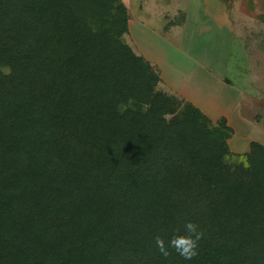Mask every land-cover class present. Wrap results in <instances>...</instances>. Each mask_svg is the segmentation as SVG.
Returning <instances> with one entry per match:
<instances>
[{"label": "trees", "instance_id": "obj_1", "mask_svg": "<svg viewBox=\"0 0 264 264\" xmlns=\"http://www.w3.org/2000/svg\"><path fill=\"white\" fill-rule=\"evenodd\" d=\"M121 0H0V264H264V146L176 99ZM8 69V72L5 70ZM200 226L197 255L166 241Z\"/></svg>", "mask_w": 264, "mask_h": 264}, {"label": "rangeland", "instance_id": "obj_2", "mask_svg": "<svg viewBox=\"0 0 264 264\" xmlns=\"http://www.w3.org/2000/svg\"><path fill=\"white\" fill-rule=\"evenodd\" d=\"M121 2L128 13L129 32L122 39V48L114 54L115 60L120 61L132 51L152 66L160 80L156 93L176 99L166 119L178 128H185L190 121L188 106L201 110L214 126L227 118L219 113L231 114L240 143L231 142L235 134L227 143L236 160L245 161L252 143H259L252 140L264 139V128L259 132L249 120L264 127V95L249 98L243 110L248 119L244 121L238 112L239 100L221 84V77L231 74L244 88L249 81L264 80V0ZM217 32L228 41L218 39ZM224 81L233 83L229 78ZM192 98L205 105L211 115Z\"/></svg>", "mask_w": 264, "mask_h": 264}, {"label": "crops", "instance_id": "obj_3", "mask_svg": "<svg viewBox=\"0 0 264 264\" xmlns=\"http://www.w3.org/2000/svg\"><path fill=\"white\" fill-rule=\"evenodd\" d=\"M193 13V12H192ZM192 19V18H191ZM189 20V19H188ZM186 25V24H185ZM221 33V34H219ZM225 38L227 39V37H224L222 36V32H217V38ZM228 41V39H227ZM263 58H264V54L261 55ZM264 76V75H263ZM225 78H229L233 81L232 85L230 84H227L224 79ZM264 79V78H262ZM260 81H262V83H260ZM250 83L248 85H246V88L244 87H241V85L239 84V81H237L235 78H232L231 77V74H230V77L225 73L222 77H221V84L227 86L229 89L228 90H232L237 99L239 100V116L241 119H243L244 121H246V119H248V117H246V115L243 114V110L248 107V102H249V98L253 99V96L254 98L256 97H259L261 94L264 95V80H257V81H249ZM193 99V98H192ZM248 99V100H247ZM193 102L198 104V106H200L202 109L205 110V112L209 115H211L210 111L208 110V108L199 103L197 100L193 99ZM246 102V103H245ZM222 113H225V116L227 117L226 119L228 120V124L229 126L234 130V138L231 139V142H235V143H238V141L240 140V138H238L239 134H238V131L236 130L235 126L233 125V123L231 122V114L223 111L219 114H222ZM215 116V115H213ZM251 122V124H254V127L257 128L259 130V132H263V130H261L262 127L261 124L257 123L256 121L254 120H251L249 119ZM250 140V139H249ZM252 140V139H251ZM252 141H257L259 142L261 145L264 146V139H258V140H252ZM240 143V142H239ZM238 143V145H239ZM240 147V146H239Z\"/></svg>", "mask_w": 264, "mask_h": 264}, {"label": "clouds", "instance_id": "obj_4", "mask_svg": "<svg viewBox=\"0 0 264 264\" xmlns=\"http://www.w3.org/2000/svg\"><path fill=\"white\" fill-rule=\"evenodd\" d=\"M203 236L200 226L192 221H186L183 230H176L166 241L163 237H156V246L160 254L164 257L170 255L174 250L185 260H192L198 251V243Z\"/></svg>", "mask_w": 264, "mask_h": 264}]
</instances>
